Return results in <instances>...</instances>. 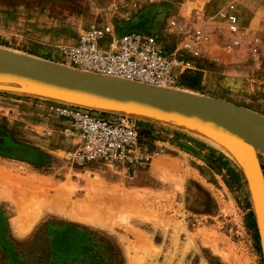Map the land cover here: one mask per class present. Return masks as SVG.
<instances>
[{"label":"rangeland","instance_id":"1","mask_svg":"<svg viewBox=\"0 0 264 264\" xmlns=\"http://www.w3.org/2000/svg\"><path fill=\"white\" fill-rule=\"evenodd\" d=\"M116 1L0 0V52L62 63L60 48L106 18L119 29H148L175 52V19L209 36L200 69L175 89L240 105L264 120V0H127L118 9ZM224 13L237 15L241 27V44L231 51ZM57 96L0 84V264H264L254 180L239 143L157 121L152 126L171 144L149 165L133 172L79 165L69 140L47 134L61 123L48 104L89 105ZM259 158L264 172V152ZM51 186L67 189L66 196Z\"/></svg>","mask_w":264,"mask_h":264},{"label":"built area","instance_id":"2","mask_svg":"<svg viewBox=\"0 0 264 264\" xmlns=\"http://www.w3.org/2000/svg\"><path fill=\"white\" fill-rule=\"evenodd\" d=\"M138 0H133V3ZM127 0L112 6L118 9ZM137 5V4H134ZM103 13L109 15L104 7ZM227 22L231 42L225 50L241 44V27L237 15L221 14ZM171 35L177 36L178 51L167 50L158 34L149 30L119 29L106 18L83 30L74 42L59 50L62 64L96 75L124 79L154 87L174 89L187 72L200 69L209 36L186 23L170 20ZM180 38V40H179ZM48 110L61 119L50 127L48 135L59 134L70 141L68 151L74 163L107 164L133 172L164 155L168 137L152 126L126 112H106L71 103L51 102Z\"/></svg>","mask_w":264,"mask_h":264},{"label":"water","instance_id":"3","mask_svg":"<svg viewBox=\"0 0 264 264\" xmlns=\"http://www.w3.org/2000/svg\"><path fill=\"white\" fill-rule=\"evenodd\" d=\"M0 84H15L44 97L82 99L89 108L97 103L100 108L151 118L143 120L153 123L198 125L239 143L249 159L257 189L264 253V172L259 158L264 152V120L253 111L204 95L96 75L18 53L0 52Z\"/></svg>","mask_w":264,"mask_h":264},{"label":"bare ground","instance_id":"4","mask_svg":"<svg viewBox=\"0 0 264 264\" xmlns=\"http://www.w3.org/2000/svg\"><path fill=\"white\" fill-rule=\"evenodd\" d=\"M115 109V108H114ZM117 111H122V110H119V109H116ZM128 113H130V112H128ZM138 116V115H137ZM140 117H143V116H140ZM146 119H151V118H147V117H145ZM176 123V122H175ZM176 124H184V125H190V126H195V127H198V128H201V129H204V130H206V131H209V130H207V129H205V128H203V127H201V126H198V125H192V124H186V123H176ZM209 132H211V131H209ZM213 133V132H212ZM255 186V185H254ZM42 187V186H41ZM51 190H53L54 191V194H56L57 192L60 194V191H61V194H62V190H64V192L67 190H65V189H62V188H57V187H53L52 188V186L51 187H49ZM40 189V188H39ZM255 190H256V193H257V189H256V186H255ZM45 191H47V190H45L44 189V191L42 192H39V193H37L38 195H40V193L42 194V193H44ZM69 191V190H68ZM67 192V191H66ZM66 192H65V194H66ZM46 193V192H45ZM61 194H60V196H61ZM102 193H100V195H101ZM63 196H66V195H64V193L62 194ZM258 196V195H257ZM96 197H99L100 199H103V198H101L102 197V195H101V197L100 196H96ZM64 198V197H63ZM94 198V197H93ZM60 199V198H59ZM68 198H66V200H67ZM97 198H95V200H96ZM99 200V199H98ZM92 201V202H85L84 204H85V206H84V208H86V209H90L91 207H97V205H99V203H100V200L99 201ZM104 201V200H103ZM101 203H102V201H101ZM83 204V205H84ZM80 205V204H79ZM103 206V205H102ZM76 207V206H75ZM81 207V206H80ZM76 210H79V208L78 209H76ZM83 210V211H82ZM82 210H80L82 213H84V209H83V206H82ZM260 211H261V213H263L262 212V210H261V205H260ZM73 212V211H72ZM262 216H263V214H262Z\"/></svg>","mask_w":264,"mask_h":264},{"label":"crops","instance_id":"5","mask_svg":"<svg viewBox=\"0 0 264 264\" xmlns=\"http://www.w3.org/2000/svg\"><path fill=\"white\" fill-rule=\"evenodd\" d=\"M27 92V93H33V94H36V93H34V90H30V89H26V88H23L22 90H21V92ZM39 101H41L42 102V99L41 100H39ZM37 106H39L38 104H37ZM59 122H61V119L59 120ZM153 124H157V123H153ZM161 133H162V131H160ZM169 137H171V135L169 136ZM70 142V141H69ZM168 144L170 145L171 143H170V141L168 142ZM72 145V144H71Z\"/></svg>","mask_w":264,"mask_h":264},{"label":"trees","instance_id":"6","mask_svg":"<svg viewBox=\"0 0 264 264\" xmlns=\"http://www.w3.org/2000/svg\"><path fill=\"white\" fill-rule=\"evenodd\" d=\"M127 29V28H126ZM128 29H135V30H140V31H147L148 29L144 28H128ZM150 31V30H149ZM189 79V74H185L182 78V81L188 80Z\"/></svg>","mask_w":264,"mask_h":264}]
</instances>
